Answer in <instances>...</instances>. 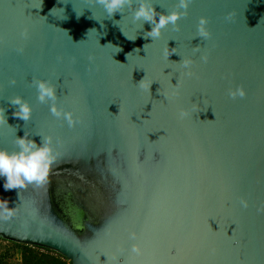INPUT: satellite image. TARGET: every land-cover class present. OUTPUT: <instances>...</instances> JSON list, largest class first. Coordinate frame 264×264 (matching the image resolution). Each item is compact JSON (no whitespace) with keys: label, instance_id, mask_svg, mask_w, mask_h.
Here are the masks:
<instances>
[{"label":"water","instance_id":"obj_1","mask_svg":"<svg viewBox=\"0 0 264 264\" xmlns=\"http://www.w3.org/2000/svg\"><path fill=\"white\" fill-rule=\"evenodd\" d=\"M176 2L152 0L161 14ZM137 6L110 18L96 0H0V150L18 152L27 132L38 146L51 136L57 156L42 186L5 191L0 178L14 208L0 240L67 264H264V0H192L156 40ZM34 80L56 87L72 126Z\"/></svg>","mask_w":264,"mask_h":264},{"label":"clouds","instance_id":"obj_2","mask_svg":"<svg viewBox=\"0 0 264 264\" xmlns=\"http://www.w3.org/2000/svg\"><path fill=\"white\" fill-rule=\"evenodd\" d=\"M96 2L104 8L107 15L111 18L116 13H123L126 7L132 8L134 0H96ZM135 3L138 6L132 12L133 20L137 23L142 22L141 28L145 22L150 23L152 26L151 31L145 33V37L156 40L161 37L163 30L170 25L174 30H179L178 21L187 16V10L192 0H177L174 10L167 14L156 12L152 0H135ZM206 24V20L202 18L198 27V37L203 39L209 37ZM125 37L129 39L127 36ZM135 39L132 41H135ZM145 47L146 45L144 48ZM194 50L198 51L199 47H195ZM134 51L139 52L140 50L135 49ZM166 51L168 53V60L171 55L177 54L176 48L170 50L168 45L166 46ZM201 60L207 63L208 56L202 55ZM192 63L193 61L191 59L182 58L180 63L175 64L181 65V67L186 70L185 75L191 76L193 74L191 72ZM171 80L172 78L169 81L171 88L176 90L179 87V80L175 85L171 83ZM10 83L15 85L16 81L12 80ZM32 83L38 91L37 98L39 102L43 104L51 101L50 112L52 115L58 119L63 118L68 122L69 126H72L75 123L72 118V113L63 111L57 107L56 101L58 97L56 95V87L45 80H34ZM139 84L141 88L146 87L149 91L153 83H148L145 86L143 79ZM245 95L246 93L242 87L229 90V96L232 99H236L237 97L244 98ZM165 99H167V97H165ZM9 103L18 106V110L13 113L15 117L25 122L31 119L32 108L22 97H15L11 99ZM4 112L5 110L0 108V125L7 123ZM188 115V112L182 110L179 113V118L184 119L187 118ZM28 136L29 134L25 132L23 138L15 139V143L20 149L18 152L9 153L7 150H0V178L4 180L3 187L5 191L26 189L28 185L32 184L38 187L44 185L48 180L53 166L57 163V156L54 154L51 136L43 137L42 144L39 146L33 140L29 139ZM242 205L247 207L246 202L242 201ZM3 211H14V208L9 207V201L7 200H0V212ZM130 238L133 240L136 239V234L132 233ZM131 250L137 255L141 254V248L138 245H133Z\"/></svg>","mask_w":264,"mask_h":264},{"label":"trees","instance_id":"obj_3","mask_svg":"<svg viewBox=\"0 0 264 264\" xmlns=\"http://www.w3.org/2000/svg\"><path fill=\"white\" fill-rule=\"evenodd\" d=\"M9 244L12 248H7L0 254V264H9L8 260L13 256L11 252L18 254L19 264H67L62 257L51 251L26 245Z\"/></svg>","mask_w":264,"mask_h":264},{"label":"rangeland","instance_id":"obj_4","mask_svg":"<svg viewBox=\"0 0 264 264\" xmlns=\"http://www.w3.org/2000/svg\"><path fill=\"white\" fill-rule=\"evenodd\" d=\"M10 242L0 240V254L7 248H12ZM13 256L8 260L9 264H19L18 254L11 252Z\"/></svg>","mask_w":264,"mask_h":264}]
</instances>
